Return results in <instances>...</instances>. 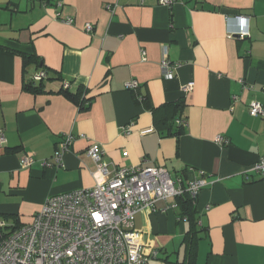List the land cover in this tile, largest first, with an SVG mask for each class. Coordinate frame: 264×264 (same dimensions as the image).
Returning <instances> with one entry per match:
<instances>
[{
  "label": "crops",
  "instance_id": "0c3cea01",
  "mask_svg": "<svg viewBox=\"0 0 264 264\" xmlns=\"http://www.w3.org/2000/svg\"><path fill=\"white\" fill-rule=\"evenodd\" d=\"M239 15L248 18L244 37L234 33ZM15 51L38 55L72 93L83 87L88 107L25 91L41 68H23ZM163 58L175 64L171 78ZM131 79L138 86L125 88ZM179 101L171 131L180 119L182 132L157 129L152 110ZM251 101L264 105V0H0V221L9 231L29 223L47 197L105 181L86 155L98 144L110 171L159 165L184 184L207 180L195 197L204 228L195 264H264V181L251 169L264 159V117L249 114ZM67 133L74 140L55 164ZM26 154L34 162L24 167ZM171 203L138 211L133 229L146 249L180 255L188 224Z\"/></svg>",
  "mask_w": 264,
  "mask_h": 264
},
{
  "label": "built area",
  "instance_id": "2783aa9c",
  "mask_svg": "<svg viewBox=\"0 0 264 264\" xmlns=\"http://www.w3.org/2000/svg\"><path fill=\"white\" fill-rule=\"evenodd\" d=\"M162 6H171L174 0H158ZM240 37L248 35V18L237 16ZM62 22L71 24L70 17ZM83 29L92 30L91 23ZM144 54V51H142ZM165 78L174 74L175 64L167 58L161 60ZM45 72L33 75L40 79ZM66 85V84H65ZM125 88L135 89L138 82L131 79ZM192 83L184 86L189 90ZM251 116L264 117V105L251 101L248 106ZM185 125L184 120L176 121ZM123 131L128 132L127 127ZM84 137L83 134L79 135ZM61 150L55 152V164L61 161L62 151L74 140L71 133L63 137ZM222 142V137L216 139ZM6 142L0 129V146ZM104 150L93 144L86 155L95 163L102 176H108L90 188L78 189L47 197L42 208L29 223L8 231L4 221H0V264H147L158 256L157 249H146L141 234L133 229L135 214L145 208L154 207L159 200H172L184 193L195 198L199 190L208 182L204 177L182 183L180 178H172L166 168L159 165L118 167L109 170L103 161ZM34 162L30 154L20 160L26 167ZM43 165H50L42 161ZM264 181V159L261 158L251 168ZM183 220H185L183 218Z\"/></svg>",
  "mask_w": 264,
  "mask_h": 264
},
{
  "label": "trees",
  "instance_id": "16d2710c",
  "mask_svg": "<svg viewBox=\"0 0 264 264\" xmlns=\"http://www.w3.org/2000/svg\"><path fill=\"white\" fill-rule=\"evenodd\" d=\"M12 51V50H11ZM22 59L23 68L34 65L37 68H41L40 71L45 72V75L42 76L37 81L33 79H27L23 82V89L32 94L38 93H59L63 94L69 98L73 103L77 104L80 110L86 109L89 105L90 99L85 95V89L81 86L78 87L76 92L72 93L68 90V84L63 81L62 76L59 72H53V75L50 74V70L39 66L40 59L39 56L35 53H25L22 51H15ZM39 72V71H38ZM52 80L62 81L60 88L56 91L46 88V82ZM66 84V85H65ZM158 111H161L160 114ZM155 125L158 128L164 126L167 129L168 134L179 135L182 132L183 125L177 124L175 131L172 130V124L174 119L179 116L182 112V101L166 103L159 107H156L152 110ZM176 203V214L178 220H183L188 224V228L182 237L183 244V259L181 261L171 262L173 264H195L196 255L198 250L199 241L202 239L201 233L204 231V228L200 226L198 222L197 211L195 208V198H192L189 194L184 193L175 198ZM21 226V225H20ZM19 226L11 228L9 231L16 229ZM159 252V251H158ZM167 261V258H165Z\"/></svg>",
  "mask_w": 264,
  "mask_h": 264
},
{
  "label": "rangeland",
  "instance_id": "374dc122",
  "mask_svg": "<svg viewBox=\"0 0 264 264\" xmlns=\"http://www.w3.org/2000/svg\"><path fill=\"white\" fill-rule=\"evenodd\" d=\"M179 249H168V252L161 251L156 259L149 260L148 264H173L176 260L180 261L183 259V246L180 249V255L178 254ZM167 258V261L165 260Z\"/></svg>",
  "mask_w": 264,
  "mask_h": 264
}]
</instances>
